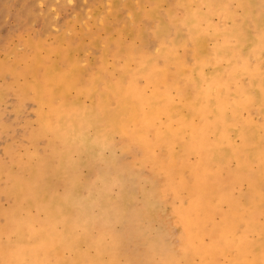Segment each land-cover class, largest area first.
Wrapping results in <instances>:
<instances>
[{
	"label": "rangeland",
	"instance_id": "obj_1",
	"mask_svg": "<svg viewBox=\"0 0 264 264\" xmlns=\"http://www.w3.org/2000/svg\"><path fill=\"white\" fill-rule=\"evenodd\" d=\"M0 264H264V0H0Z\"/></svg>",
	"mask_w": 264,
	"mask_h": 264
},
{
	"label": "bare ground",
	"instance_id": "obj_2",
	"mask_svg": "<svg viewBox=\"0 0 264 264\" xmlns=\"http://www.w3.org/2000/svg\"><path fill=\"white\" fill-rule=\"evenodd\" d=\"M223 217V216H222Z\"/></svg>",
	"mask_w": 264,
	"mask_h": 264
}]
</instances>
